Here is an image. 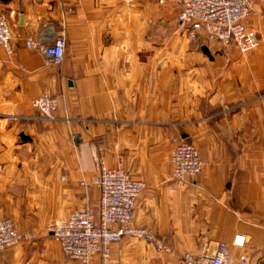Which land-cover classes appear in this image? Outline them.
Instances as JSON below:
<instances>
[{
    "label": "crops",
    "instance_id": "obj_1",
    "mask_svg": "<svg viewBox=\"0 0 264 264\" xmlns=\"http://www.w3.org/2000/svg\"><path fill=\"white\" fill-rule=\"evenodd\" d=\"M251 1L245 21L259 45L242 52L192 40L179 0H0L15 49L0 46V219L30 236L0 251V264H83L50 226L84 206L98 213L100 190L81 185L96 156L147 182L133 224L171 247L128 236L112 245V264H182L184 252L237 235L245 244L233 252L264 264V0ZM59 36L68 46L55 64L41 47ZM42 93L59 98L54 120L34 116ZM178 135L203 161L184 185L172 179Z\"/></svg>",
    "mask_w": 264,
    "mask_h": 264
},
{
    "label": "built area",
    "instance_id": "obj_2",
    "mask_svg": "<svg viewBox=\"0 0 264 264\" xmlns=\"http://www.w3.org/2000/svg\"><path fill=\"white\" fill-rule=\"evenodd\" d=\"M133 1V0H128ZM179 21L192 40L204 34L212 42L224 46L236 45L242 52L250 51L259 45L257 34L248 28L246 18L253 12L251 0H179ZM29 48L37 46L33 38H28ZM0 46L9 55L15 52L13 33L6 17H0ZM68 39L59 36L52 44L43 45L42 52L51 62L60 64L65 58ZM57 95L42 93L31 100L32 108L43 119L54 120L58 108ZM73 139L79 140L74 134ZM170 159L173 166L172 179L184 185L188 178L202 173L203 161L199 149L187 138L178 135L173 139ZM97 173L91 180H82L84 187L96 186L100 190L98 213L90 206L72 212L68 217L56 220L50 230L59 243L63 254L69 258L90 264L100 256L103 264H112V245L125 237L132 236L155 245L162 252L171 251L164 235L148 227L133 224L134 209L138 198L147 187V182L133 177L120 162L108 165L96 156ZM172 190L174 188L172 187ZM29 233L18 229L13 217L0 219V251L15 246ZM245 244V236L237 235L232 246ZM227 242H218L214 250L209 242L202 245L200 252L186 251L182 264H250L245 253L236 254Z\"/></svg>",
    "mask_w": 264,
    "mask_h": 264
},
{
    "label": "rangeland",
    "instance_id": "obj_3",
    "mask_svg": "<svg viewBox=\"0 0 264 264\" xmlns=\"http://www.w3.org/2000/svg\"><path fill=\"white\" fill-rule=\"evenodd\" d=\"M91 188H94V189H96V190H98V188L96 187V186H89L88 188H86V190H90Z\"/></svg>",
    "mask_w": 264,
    "mask_h": 264
},
{
    "label": "water",
    "instance_id": "obj_4",
    "mask_svg": "<svg viewBox=\"0 0 264 264\" xmlns=\"http://www.w3.org/2000/svg\"><path fill=\"white\" fill-rule=\"evenodd\" d=\"M204 50H206V52H208V54H209V50H208V48L204 47Z\"/></svg>",
    "mask_w": 264,
    "mask_h": 264
},
{
    "label": "trees",
    "instance_id": "obj_5",
    "mask_svg": "<svg viewBox=\"0 0 264 264\" xmlns=\"http://www.w3.org/2000/svg\"><path fill=\"white\" fill-rule=\"evenodd\" d=\"M96 214H97V212H96Z\"/></svg>",
    "mask_w": 264,
    "mask_h": 264
}]
</instances>
